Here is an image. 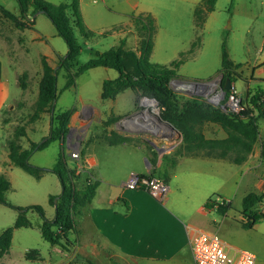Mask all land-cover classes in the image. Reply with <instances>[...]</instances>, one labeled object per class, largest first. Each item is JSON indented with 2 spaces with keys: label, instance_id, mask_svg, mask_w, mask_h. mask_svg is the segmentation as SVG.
I'll use <instances>...</instances> for the list:
<instances>
[{
  "label": "rangeland",
  "instance_id": "374dc122",
  "mask_svg": "<svg viewBox=\"0 0 264 264\" xmlns=\"http://www.w3.org/2000/svg\"><path fill=\"white\" fill-rule=\"evenodd\" d=\"M45 1L59 3L66 0ZM141 1L148 4V2L156 0ZM166 1L170 6L174 5V8L167 9L162 7L159 0H157L156 4L151 5L157 14L151 63L169 66L172 61L182 59L181 64L176 69L177 78L198 83L212 82L216 79L218 81L219 78L222 79L220 63L222 44L225 41L228 59L233 64H240V70L237 71V78L239 79H237L236 88L240 92L246 90V81L252 82L249 80L253 71L252 68L264 58V0H242L239 8L236 7L235 0H217L213 11L206 15V21L202 29L197 30V32H200L201 44L192 55L187 53V49L195 35L193 8L187 7L186 3L188 0ZM16 3V0H0V6L14 15L18 14ZM79 5L81 19L83 18L89 27L86 30L92 34L89 39L84 40L78 33L74 32L78 42L82 45L77 63L83 65L93 58L96 52H105L118 43L117 37L111 33V30L116 28L115 26H123V24L127 23L126 14H128L129 10L126 11L127 13H122L121 9L126 8L122 0H79ZM129 12L131 13L132 11ZM34 15L29 18L32 24L27 26L23 33H21L23 29L17 28L9 20L0 18V60H2L7 70L6 72L9 73L8 84L10 91L13 92L14 89L19 92V89L14 86V74L10 72L7 53L12 58H16V63L21 68L25 66V58H22V56L28 53L31 66V70H28V72L23 71L18 75V84L25 83L27 90L22 94L20 100L14 104V111L10 112L5 109L0 119V173H4L7 176L11 186L4 195L6 204L0 203V232L13 225L18 209L26 208L30 205H40L44 211L45 218L50 221L53 220L55 215L54 200L61 193L59 179L52 172H46L42 179L36 180L17 167L6 166L8 158L7 141L14 136L16 129L23 127L25 130H30L35 129L36 126L40 127L39 124H36L37 121H30L40 80L39 71L37 70L39 63H41L39 52H51V49L55 48L58 52H61L62 57L66 54L63 52H67L65 42L56 34L55 27L49 18L44 13L38 14L36 18ZM16 68L18 69V67ZM108 71L114 75L117 73L113 69ZM63 73V70H60L57 75L58 101L56 110L69 108L82 110L84 104L100 110H108L109 102L107 100L102 101L100 98L99 75L90 72L89 77L83 78L84 80L78 83L77 89L64 90L65 77ZM259 76L264 78V72L256 71L254 73L255 78ZM214 83L211 92L207 94V97H201L202 99L208 101V99L214 98L219 91V87L223 86H221V80ZM169 87L173 92L182 94L185 97L195 96H189L184 91H179L180 85L178 83L169 84ZM253 87L255 88V86H251V88ZM77 93L84 94L88 101L82 102L78 100ZM134 98L135 103L130 113L131 117L134 116L141 119L142 115L144 116L146 112H149L152 116L160 118V108L156 102L154 106L145 105L142 100L143 97L136 93H134ZM18 103L20 106L17 105ZM154 109L157 111H154ZM104 114H106V111H104ZM107 116L102 121L92 119V122L87 127H82L81 132H76V130L68 127V137L66 134L65 142L69 139L70 144L73 141L74 134H78L80 160L74 161L70 158L65 143L61 145L58 142H51L43 150L32 152L28 163L40 167V169L51 168L62 149L67 165L79 175V181L76 184L79 189L83 188L87 182L94 181L90 175V167L85 161L86 156L89 155L94 156L98 164V167L93 168L95 175L100 171L104 176L114 179L118 176L116 173L118 169H120L119 171L126 170L132 164L133 151L129 147L130 144L120 148L107 143L105 139L107 135H110L108 129L112 127L115 119L113 114ZM3 118H6V120L3 121ZM108 119L112 120L111 125L104 124ZM41 121L45 124L49 123V114L42 115ZM146 125V129H138V135H147L149 137L148 135L158 134L156 127H153L149 121L148 123L146 122ZM212 127L215 126L213 125ZM138 135L134 139L142 142V138ZM171 135H177V133L174 131ZM30 137L35 143L42 140L39 139V134L36 132L30 133ZM180 149L178 148L177 151H180ZM223 168L226 171L229 170L232 176L233 174H238L237 171H239V168L232 164ZM212 169L215 172L218 171L217 166H213ZM157 175L158 177L161 176ZM234 181L235 179L233 178L231 188L235 187ZM235 182L237 183L238 179ZM253 190L255 189L252 183H246L244 180L240 181L236 194L229 197L225 196V198H228L227 202L229 203L226 215L220 216L211 210L202 218L204 224L213 228V232L219 236L227 248L247 250L256 256V264H264V216L253 229H244L239 223L242 198ZM108 192L109 187L102 184L97 190V195L91 205L96 207L106 204ZM220 196L219 193H214L211 195V199L214 201L218 199L219 201ZM51 197L53 198V204L49 201ZM113 208L117 209L120 207L117 204ZM260 208L264 213V199ZM25 214L31 226L13 229L11 247L9 252L2 257L3 264L118 263L116 259L109 260L108 252L110 250L102 248L101 233L92 221L84 219H79L78 221L77 219L74 229L68 234L69 242L61 239L60 245L51 246L41 237L39 231L42 222L41 217L31 210ZM31 250H37L40 253L39 258L26 259V252Z\"/></svg>",
  "mask_w": 264,
  "mask_h": 264
},
{
  "label": "crops",
  "instance_id": "0c3cea01",
  "mask_svg": "<svg viewBox=\"0 0 264 264\" xmlns=\"http://www.w3.org/2000/svg\"><path fill=\"white\" fill-rule=\"evenodd\" d=\"M200 2L201 0H188L186 4L188 5V8H193L194 12L195 6ZM241 2L242 0H235L237 8L240 7ZM122 3L126 7L121 9L122 13H127L126 11L128 10L132 12L130 13L128 11V14H126L128 19L126 24L112 28L111 33H113L118 40V43L114 47H117L120 44V41H123L124 50L137 52L139 39L135 34L130 16L150 15L156 24L157 14L151 5L156 4L157 0L154 2H148V4L142 2L141 0H122ZM159 3L164 8H174V5L170 6L166 0H159ZM38 14L40 13H37L35 18L38 16ZM82 22L86 29L89 28L83 18ZM26 28H24L21 33H23ZM194 30V39L191 40L189 48L187 49V53L198 34L195 24ZM199 46L189 54L192 55L194 51L199 48ZM51 50V52H39V56L41 59L44 57L45 61H47L50 67L55 68L58 65V60H60L62 56L60 54L61 52H58L55 48H52ZM152 52L149 59L152 57ZM63 53L66 52L64 51ZM7 55L10 64V72L14 74V86L19 89V92H16L14 89L13 92L10 91L8 84L9 73L6 72L7 70L5 69L3 62L0 60V119L1 114L4 113L3 111L5 109L10 112L14 111V104L20 100L22 94H24V92L27 90V86L25 90L21 89L20 85L18 84V75L23 71L28 72V70H31L28 53H25L22 56V58H25L24 68L18 66L15 60L16 58H12L8 53ZM39 64L40 65L37 67V70L39 71V78H41L42 68L41 63ZM16 67H18V69ZM108 70H110V68H91L80 74L76 78L74 86L68 89H77L78 83H80L81 80L83 81V78L89 77L91 74L90 72H94L93 74L100 76L99 85L101 89L105 80H112L118 76V73L114 75ZM238 70H240V68L236 70V73ZM252 70L253 71L249 79L252 82L249 83L246 81V90L240 92L236 88V82L237 79H239L237 76H235L234 81L231 82L242 98L244 105L248 108H251L253 110V116L257 117V140L253 145L251 153L247 156V159L239 165L233 164L227 159L192 157L177 151L181 146V135H171L174 132L168 127L160 124L155 116H153L155 119H150L145 115H142L141 119L130 116V113L134 108L135 98L134 93L129 90L119 93L114 99H106L109 102L108 110H100L87 104L83 105L82 110L75 108L66 109L71 111L68 127L76 130V132H81L82 127H87L92 122V119H98V121H102L105 119V116L113 114L115 116L114 123L108 130L114 131L118 136L129 139L128 142H123L113 146L124 148L127 146V144H130L129 147L133 151V155L131 157L132 164L127 167L126 170L119 171L120 169H118V172H116L118 176L114 179L109 178V176L106 177V175L104 176L100 171H98V176L95 175L93 168L98 167V164L94 156H86L85 160L90 167L91 178L95 181L97 180L99 183L97 190L102 184H105L109 187V192L106 204L94 207L91 205V202L82 210L78 221L79 219H84L86 221L89 220L93 222L94 226H96L97 230H99L101 233V238L103 240L102 248H108L110 250L108 252L109 260L116 259V261L120 264H193L190 249L192 237L197 231L215 233L213 232V228L211 226L204 224L202 218L211 211L204 207V203L209 198H211V195L214 193H219L221 195L220 197L226 201V203H228V198H225V196L229 197L230 195H235L238 190L239 182H242L243 180L246 183H252L255 190L251 192L260 194L264 191V158H262L264 143V116H258L257 108L251 104V98L256 95V104L260 105V110L264 111V78L262 76L256 78L254 77V73L256 71L260 73L264 72V58L262 61H259L252 68ZM251 86H255V88H251ZM77 94L78 100L82 102L88 101L86 100L84 94ZM57 101L58 98L56 103ZM17 105L20 106L19 103ZM104 111H106V114H104ZM145 118L153 127H156L155 129H157L158 134L155 133L156 135H148L149 137H147V135L145 136L137 134L139 131L138 129L147 128L146 122L148 123V121ZM4 120H6V118H3V121ZM36 124H39L40 127L38 128L36 126L35 129H26L25 136L18 139V145H20L22 149H28L30 141L35 142L31 140L30 133H38L40 137L39 139L42 140L48 138L50 124L43 123L41 118L40 120H37ZM212 126L213 124L204 125L203 134L206 138L213 139L225 137L224 132L219 127L215 125V127ZM137 135L142 138V142H138L134 139L137 137ZM149 139L162 150H155L150 144ZM77 140L78 134L75 133L73 136V141L70 144L69 139L65 142L68 154L69 151L74 149L78 150L80 153V142ZM170 159H174L176 162L171 168L169 166ZM231 164L239 168V171H237L238 174L236 173L232 176L229 170L226 171L223 168L225 166H230ZM6 166H12L8 158ZM213 166H217V172L212 169ZM130 174L142 176L153 174L154 178H159L163 181L164 178L162 176L167 175L165 184L168 187V191L164 199L162 201H158L154 199L147 191L142 189H126L124 187V183ZM157 174L161 176L158 177ZM44 176L45 175H43L40 179H42ZM233 178L235 181L238 179V182L236 183L234 181L235 187L231 188ZM97 190L95 197L97 195ZM166 201H168V203H166ZM117 204L120 208L114 209L113 207ZM260 211L263 212L261 208ZM227 250L230 253L234 251V249L231 248H227ZM8 252L9 249L7 253ZM6 254H4V256Z\"/></svg>",
  "mask_w": 264,
  "mask_h": 264
},
{
  "label": "trees",
  "instance_id": "16d2710c",
  "mask_svg": "<svg viewBox=\"0 0 264 264\" xmlns=\"http://www.w3.org/2000/svg\"><path fill=\"white\" fill-rule=\"evenodd\" d=\"M216 1L201 0L195 6L193 16L197 30L202 29L206 15L213 11ZM16 2L18 14L14 15L0 7L1 19L9 20L17 28L24 29L32 24L29 20L31 16L44 13L55 27L56 34L65 42L67 52L58 60V65L55 68L50 67L44 57L41 59L42 74L30 121H37L42 115L49 114V138L38 143L30 141L29 148L22 149L17 141L20 137L25 136V129L20 127L16 129L14 136L7 141V157L12 166L22 169L36 180L40 179L46 172L55 174L61 185V193L55 206L54 218L51 221L45 218L40 205H30L18 209L14 224L0 233V264H2L1 257L7 253L11 245L13 229L30 226L25 214L27 211H35L41 217L42 223L39 231L42 239L51 246L60 245L61 239L69 242V232L74 229L82 210L92 202L96 194L99 184L97 180L87 182L83 188L77 187L79 175L67 165L62 149L51 168L40 169V167L28 163L32 152L40 151L54 141L61 145L65 143L71 111H56L55 106L54 108L52 106L53 101L57 100L58 96L56 82L60 70L64 72V90L74 86L76 78L91 68L105 67L115 70L118 76L112 80H105L102 84L100 89L102 100L114 99L116 95L125 90L139 94L141 97L154 99L160 108L159 120L168 122L182 136L180 152L184 155L227 159L231 163L239 165L251 153L258 136L257 117L253 116L251 108L244 106L243 110L236 115L223 111L219 106H214L201 97H185L175 93L170 89L169 84L172 79L177 78L176 69L181 64L182 59L172 61L169 66L150 62L155 31L154 19L150 15L130 16L135 34L139 39L137 52L124 50L123 41H120L117 47L105 52H96L93 58L85 64L79 65L77 58L82 50V45L78 42L74 32L78 33L84 40L89 39L92 34L84 27L78 0H67L58 4L45 0H16ZM199 45L200 32H198L188 53L193 52ZM220 64L222 86L227 78L230 82L234 81L235 76H238L236 70L240 68V64H233L228 59L225 41L222 44ZM20 87L25 90L26 84L21 83ZM256 99L257 96L254 95L251 98V104L257 108L258 116H264V111L260 110V105L256 104ZM111 123V119L104 122L105 125H111ZM206 124L219 127L224 132L225 137L206 138L203 134V127ZM105 140L109 145L129 141L128 138L118 136L114 131H110V135H107ZM262 158H264V143ZM175 163L174 159H170V168ZM144 177L153 178V174L144 175ZM162 177L165 182L167 175ZM9 189L8 179L4 174H0V203L6 204L4 195ZM263 198L264 191L260 194L250 192L243 196L239 211V223L244 229H253L263 218L264 214L260 211ZM52 199L51 197L49 200L51 204H53ZM219 200L221 202L209 198L204 203V207L224 216L229 203H226L222 198ZM39 256L40 253L37 250H31L25 254L26 259L39 258Z\"/></svg>",
  "mask_w": 264,
  "mask_h": 264
},
{
  "label": "built area",
  "instance_id": "2783aa9c",
  "mask_svg": "<svg viewBox=\"0 0 264 264\" xmlns=\"http://www.w3.org/2000/svg\"><path fill=\"white\" fill-rule=\"evenodd\" d=\"M220 78L214 82H220ZM211 104L219 106L223 111L239 114L244 103L234 85L231 84L223 97L221 87ZM224 101V103H222ZM210 103V102H209ZM72 160H80V153L74 149L69 153ZM124 183L126 189H142L147 191L154 199L162 201L168 191L165 182L159 178H146L142 175L130 174ZM217 202H221L218 199ZM193 264H256V256L247 250H234L229 252L226 244L215 233L197 231L190 242Z\"/></svg>",
  "mask_w": 264,
  "mask_h": 264
},
{
  "label": "water",
  "instance_id": "95a60500",
  "mask_svg": "<svg viewBox=\"0 0 264 264\" xmlns=\"http://www.w3.org/2000/svg\"><path fill=\"white\" fill-rule=\"evenodd\" d=\"M34 16H36V14ZM212 82H214V81H212ZM212 82L198 83V82H190V81L182 80L179 78H175V79L171 80L170 85H173L174 83H178L180 85L179 91H181V92L184 91V93L188 94L189 96L195 95V96H200V97H207V94L209 92H211V90H212V89H208L207 86H209L210 83H212ZM230 86H231L230 80L228 78L225 79V82H224L223 86L221 87V97H223L225 92L230 89ZM143 99H149V98L143 97L142 100ZM149 100L156 102L154 99H149ZM208 102L211 103L212 101H210V99H208ZM55 104H56V100H54L52 103L53 108H54ZM156 104H157V102H156ZM157 120H159V118ZM160 122H161V124L167 126L169 129H171L173 132L175 131L177 133V135H180V133L176 129H174L172 127V125H170L168 122L162 121V120H160ZM67 137H68V134H67ZM48 138H49V136H48ZM149 142L154 147L155 150H157V151L162 150L161 148H158L155 145V143H153L150 139H149ZM57 199L58 198H56L54 200V206H56ZM20 212H22V211H20Z\"/></svg>",
  "mask_w": 264,
  "mask_h": 264
},
{
  "label": "bare ground",
  "instance_id": "6f19581e",
  "mask_svg": "<svg viewBox=\"0 0 264 264\" xmlns=\"http://www.w3.org/2000/svg\"><path fill=\"white\" fill-rule=\"evenodd\" d=\"M214 82H212V83H210V85L209 86H207L208 87V89H212L213 87H214ZM143 102H144V104L145 105H155V102L154 101H152V100H149V99H143ZM152 106V107H153ZM154 111H157L156 109H154ZM156 114V113H155ZM145 116H147L148 118H150V119H155L149 112H146L145 113ZM156 117V116H155ZM157 119H158V117H156ZM160 119V118H159ZM159 121V123L161 124V122H160V120H158ZM163 125V124H162ZM163 126H165V125H163ZM167 127V126H166ZM171 130V129H170Z\"/></svg>",
  "mask_w": 264,
  "mask_h": 264
}]
</instances>
